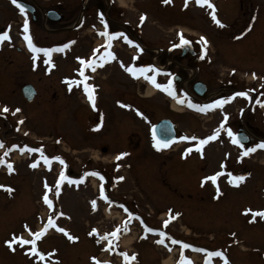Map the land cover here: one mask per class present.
<instances>
[{"label":"rangeland","instance_id":"rangeland-1","mask_svg":"<svg viewBox=\"0 0 264 264\" xmlns=\"http://www.w3.org/2000/svg\"><path fill=\"white\" fill-rule=\"evenodd\" d=\"M51 1L60 2L57 9L64 18L46 22L45 26L55 28L54 32L48 33L42 28L43 32L37 33L33 41L38 47H55L60 51L53 50L49 56L37 53L34 62L23 35L13 33L11 40L0 43V142L5 139L10 143L3 149L7 154L11 153L8 151L11 143L18 145L19 150L24 149V143L29 148L43 146L46 156H61L66 163L62 165L53 160L49 168L39 152L25 149L15 154L16 173H0V185L12 189L9 193L0 191V264H97V261L99 264H177L181 246L172 244L169 237L193 245L184 249V256L192 264H223L222 257L209 255L217 250L225 254L229 264H264V217L253 220L251 213L244 214L245 209L264 210V149L258 148L238 160L239 151L233 149L236 144L226 133V128L233 132L246 129L257 139L254 146L264 142V0H211L223 27L214 23L211 9L198 5L196 0H188L187 7L185 0L168 3L116 0L115 4L132 21L146 14L147 22L142 29L145 43L158 35L174 36L181 29L189 36L207 38V60L200 65L199 72L192 69L194 78L184 80L182 86L173 84L176 97L182 95L181 87L192 92L196 81L206 87L201 99L211 98L205 105L233 96L240 89L248 93L245 99L236 96L223 108L207 112L178 103L176 97L149 82H136L126 67L121 74L115 72L112 79L108 77V81L98 79L101 81L96 92L102 109L96 107L91 112L83 85L74 84L69 90L65 83V77L69 82L79 81L76 75L82 65L74 61L77 57L85 59L87 49L86 39L78 35L84 27L77 33L71 30L76 20L69 23L77 16L79 7L85 21L89 9L80 0H43L41 6ZM7 11L8 3L0 0L1 30L11 21V30L20 33L19 18L8 19ZM127 51L132 50L125 47L122 50L125 66L132 58ZM48 59L51 64L45 62ZM173 71L179 72L174 67ZM100 73L105 75L106 70ZM24 84L35 89L31 102L22 95ZM148 89L151 96L146 97ZM114 94L123 96L124 102L120 105L130 107L121 106L117 110L109 102L112 112L110 109L107 112L105 100L113 101L110 96ZM193 104L203 106L199 102ZM17 108L21 111L15 112ZM224 113L228 114L226 126L220 128L216 139L200 146L203 154L198 150V141L197 150L185 157V146L178 137L212 135ZM164 117L176 125L177 140L169 148L157 149L149 129ZM21 120L23 123H19ZM97 124L101 125L98 129ZM110 135L112 141L107 140ZM117 136L118 146H115ZM191 145L194 143L188 144ZM115 151L128 153L117 163L119 169L110 162ZM36 161L38 166L30 167ZM62 170L73 180H79L91 170L98 171L104 179L95 175L79 183L65 179L57 196L55 185ZM218 172L223 174L216 177L215 183L207 180L202 185V178ZM228 173L245 178L236 186L229 183ZM117 177L124 179L117 180ZM45 182L50 189L49 199L53 201L51 208L42 198ZM101 189L113 202L111 205L102 198ZM61 212L64 215H59ZM49 218L56 225L49 228H64L78 239L70 240L62 232L59 236L47 233L40 238L31 234V239H36L38 252L45 254L43 260L37 253L28 251L31 245L14 244L13 250L5 243L13 234L21 237L23 231L39 232L36 226L42 224L43 228ZM165 220L169 221L167 226ZM125 221L130 231L124 230ZM117 226L120 228L118 239H101ZM145 226L166 232L165 245L157 244L159 233L148 232ZM93 228L97 232L89 235ZM125 250L129 257L136 253L134 261L126 262L119 256ZM50 252L52 256L47 255Z\"/></svg>","mask_w":264,"mask_h":264},{"label":"flooded vegetation","instance_id":"flooded-vegetation-1","mask_svg":"<svg viewBox=\"0 0 264 264\" xmlns=\"http://www.w3.org/2000/svg\"><path fill=\"white\" fill-rule=\"evenodd\" d=\"M8 3V11H7V18L8 19H15L19 18L20 28L21 31L15 32L14 30H11L10 22L7 24L6 29L0 28V33L8 32L9 36L12 38L13 33H16V35H23V22L25 18L29 21V29H30V35L33 38L37 36V33L43 32L42 28H45V32L53 33V28H48L46 25V22L50 23L52 20H50L49 13L55 12V14L62 16V20L64 18V15L60 13L57 9L59 8L60 2L51 1L47 6H41V2L43 0H19L20 3H23L26 7V12L21 13L19 11V8L17 5L12 3V0H5ZM81 5L85 4L86 7H88V13L86 14L85 21H83L84 14H81V19L79 21V14L82 11L81 7H79L77 11V16L75 15L74 18L70 20V23H73L74 20H76L73 27H71L72 31H76L78 33L79 31V37H83L86 39V45L87 49L85 51V60H88L90 58H95L96 61L103 64V66H97L95 68V71H92L91 68H84L85 75L89 77L87 83L91 85H95V91H97L98 85H100L101 80L108 81L107 78L112 79L113 75L118 74L123 71L122 64V50L124 47H126L129 50H132V52L127 51L129 55L131 54V61L128 63L129 65H136V66H146V65H153L155 68L159 69V73H153L151 70H149L148 75H156V79L158 83L161 84H167L168 80L171 79L173 81V84H176L178 86H182L183 81L191 80L195 77L193 68L196 69V73L199 72L200 65L207 60V57L204 54V58H201L202 55V47L199 38L201 35L197 36H189L185 33L182 29L179 31L176 30L174 32V36L168 34L165 36H154L151 38H148L150 42L145 43L144 42V34L142 32L143 25L146 24V20L143 22V24L140 23V16L137 17L136 20L132 21L130 17H126L124 15V10L119 7L118 4H115L116 0H80ZM44 7V8H43ZM101 14H103V20L101 19ZM41 15V17H40ZM15 17V18H14ZM61 20V21H62ZM107 22L108 31L109 32H116V33H123L126 35L131 41H133L135 44L140 46V51L137 47L133 46L132 44L127 43L124 38L116 37L114 39L108 40L107 37L100 35L99 33L103 32L104 29V22ZM84 24V25H83ZM68 29V28H67ZM40 30V31H39ZM178 32H182L184 37L192 41V43L189 46L185 47H176L173 48V44L179 43V36L177 35ZM24 38V35H23ZM110 45V46H109ZM43 45H41L42 47ZM43 46L42 48H44ZM189 48L193 50V53H190ZM19 50V49H18ZM23 50L26 52L25 48ZM108 52H112L115 54V59H111L108 56ZM134 57L136 59H134ZM106 61V62H105ZM173 67L178 69L179 72H174ZM110 70L107 72V70ZM106 74L103 75L100 72L105 71ZM113 70H115L113 72ZM115 74V75H116ZM99 77V78H98ZM76 79V77L74 78ZM77 79H82L80 75H77ZM101 79V80H98ZM136 82H148L144 79L143 76H140V78H134ZM192 87V86H191ZM192 90V88H191ZM244 91V89H240ZM182 95L180 98L184 97L185 100L184 106L189 107L187 101H191L192 103H197L198 99L194 96L192 92L185 91L183 87H181ZM241 92V91H239ZM98 94L95 95V103L96 107L98 109L101 108V104L99 103V97ZM113 101L105 100L106 106L105 110L108 112V109L112 112V106H108L109 102L114 103V107L117 109H120L121 103L124 102V98L121 94H114L110 96ZM239 99H245V97H240ZM136 100V99H135ZM118 101L120 103H118ZM137 101V100H136ZM129 103V101H126ZM87 105L91 108V112L97 110V108H93L91 105V102L87 98ZM135 103V102H133ZM209 103V101L207 102ZM102 109V108H101ZM117 109V110H118ZM166 118V117H164ZM162 119V118H160ZM150 130V129H149ZM239 131H247L246 129H239L236 130L234 133H237ZM151 135V134H150ZM197 137V136H195ZM199 138V137H197ZM112 135L107 138V140H111ZM118 136L116 137V140L114 141V145L118 146ZM151 140L153 141V138L151 136ZM257 139L252 138L251 141L245 144L246 147L254 146ZM112 141V140H111ZM199 139L192 141H182L183 146L185 149L184 155L185 157L190 156L189 151H186L188 149H191V152L196 151V142H198ZM193 142L194 145L188 146L189 143ZM59 144V141L57 142ZM234 150H238L237 158L238 160H241L242 158L247 157L242 156V149L235 145ZM121 152L115 151L112 156L110 162L114 165L117 164L119 161L123 160L121 158L119 161L115 159V157ZM194 155V154H193ZM196 156V155H195ZM235 165V162L234 164ZM215 174H212V176Z\"/></svg>","mask_w":264,"mask_h":264},{"label":"snow or ice","instance_id":"snow-or-ice-1","mask_svg":"<svg viewBox=\"0 0 264 264\" xmlns=\"http://www.w3.org/2000/svg\"><path fill=\"white\" fill-rule=\"evenodd\" d=\"M168 2H169V0H164V3H168ZM187 2H188V0H185V7H187ZM12 3L18 6L19 11L21 13H25L26 12L25 5L23 3H20L19 0H12ZM196 3L198 5H201V6L207 5V7L209 9H211L210 15H211L212 20L214 21V23H216L220 27L224 26L223 23L217 18L215 5L211 2V0H196ZM101 19L103 20V14H101ZM145 19H146V14H141L140 23L143 24ZM103 22H104V29L105 30L103 32L99 33L100 35H103V36L107 37L109 41L111 39L116 38V37H121L122 36L127 43L132 44L133 46L137 47L140 51H142V49H140L139 45L135 44L133 41H131L123 33L109 32L108 31L107 22L106 21H103ZM22 27H23L24 40L27 42L28 48L33 53V61L34 62L37 59V56H36L37 53H43L45 56H49L50 53L53 50H55V51H60L61 50L60 48L51 49V48L38 47L34 43L32 37L30 35L29 21H28L27 18H25ZM177 35L179 36V43L178 44H173L172 45L173 48L189 46L192 43V41H190L189 39L184 37L182 32H178ZM6 39L7 40H11V37L9 36L8 32L6 31V32H3V33H0V43H2ZM199 40H200L201 44L203 45V47H202V55H201V58L203 59L204 58V54H206V46L208 44V41H207V38L203 37V36H201L199 38ZM67 46L68 45H64L63 47H67ZM108 56L111 59H115L116 58L115 54L112 53V52H108ZM77 59L80 61L81 65H82L81 69L78 70L79 71V75H80V77L82 79L79 80V81L71 80V82H69V78L65 77V83H68L69 90H71V87L74 84L77 85V86L82 84L83 85V90L87 94L88 100L91 102L92 107L95 108L96 107V103H95V88H96V86L87 83L89 77L85 75L84 68H91L92 71H95V68L97 66H101L102 67L103 64L98 62V61H96L94 57L90 58L88 60H85V59L80 58V57H77ZM134 59H136V58L134 57ZM45 62L51 64V60L50 59L46 60ZM122 67H126V71L128 73H130L134 78L138 79V78H140V76H143L144 79L147 80L149 83H151L156 89L162 90V91L166 92L168 95L176 97V92H175L174 87H173V81L171 79H169L167 84L165 85V84H161V83L157 82L155 74H153L151 76L148 75L149 70H151L153 73H159L160 70L155 68V66L146 65V66H139L138 67L136 65L125 66V65L122 64ZM232 71L235 72V69H233ZM253 77L255 78V73H253ZM236 96L247 97L248 93L246 91H241V92H238V93H234L233 96H229V97H226V98H220V99H217V100L213 101L210 104L203 105V106L195 105L190 100L187 101V103H188L189 107L198 108L202 112H207L208 110H211V109L223 108L225 103L230 102ZM176 98H177L178 103H185L184 99H181L179 97H176ZM118 103H120V102L118 101ZM121 106L130 107V105H126V104H122ZM14 111L15 112H19L21 110L19 108H17ZM3 112H5V113L8 112L7 106L4 107ZM139 114L143 115L142 113H139ZM227 120H228V114L224 113V118L221 121V123L218 126V128L213 131L212 135H209L206 138H197L195 136L183 135V136L178 137V139L182 140V141H187V140L195 141V140L199 139L198 150H201V155H202L203 153H202V149H200V146L206 145L209 141H212V140L216 139L218 134H219L220 128H223V127L226 126ZM19 123H23V120H21ZM100 127H101L100 124L96 125L97 129L100 128ZM226 133L231 138L232 143L238 145L243 150L242 151V156L249 155L252 152L256 151V149H258V148L259 149H264V142H260V143L256 144L255 146L246 147L245 144L243 143V141L240 139L239 134L238 133H234L231 128H226ZM152 138H153L154 146L157 149L167 148L173 142V140H171V139H167V140L159 139L157 137V135H156L155 130H153ZM0 147H3V142H0ZM18 147H19L18 145H12V147L10 149H8V151H11L12 149L18 148ZM25 149H27L30 152H39L41 154V157L44 159L45 163L49 165V168L51 167L50 162L53 161V160L59 161L62 165H65V163H66L64 161L63 157H61V156H52V157L46 156L44 154L43 146H41L40 148H29L27 145H25L24 149H21V151H24ZM186 151L190 152L191 149H188ZM4 155H7V152ZM127 155H128V153L121 152L115 157V159L117 161H119L121 158H123V157H125ZM38 163H39L38 161L33 162L30 165V167L35 168V167L38 166ZM3 164H7V167L9 169V171L13 170V165L10 162H7L3 157H0V165H3ZM116 167H117V169H119L120 165L117 164ZM221 167H223V165H221ZM222 174L223 173L218 172V173H216L215 175H213L211 177L202 178V185L207 180H211L213 183H215L216 182V177L219 176V175H222ZM89 175L98 176L101 180L104 179V177L101 176V174L98 171L91 170V171L85 172L79 178V180H73V179H71L69 177H66L65 174H64V171L62 170L61 173H60V177L57 180L56 185H55L57 196L59 195V187H60V184H61V182L63 180L68 179L69 183H79V182H82L83 179L85 177L89 176ZM228 176H229V183H232V184H234L236 186H238L239 182L243 181L244 178H245L243 175H235L234 176L232 173H228ZM116 179L117 180H123L124 177H117ZM44 187H45L46 191L43 194L42 198H43L44 203L46 205H48L49 208H51L52 205H53V201L50 200L49 196H48V190H50V189H49V185H48L47 182H45ZM0 188H6V190H8L9 192L12 191V189L10 187H7L5 185H0ZM216 193H217V197H219V195L221 194L218 185H217V188H216ZM101 196H102L103 199L108 201L109 205H111L113 203L111 200H108L107 196H105L103 194V189H101ZM91 203H92V206H93V210H95L96 201L93 200ZM125 211H127V209H125ZM171 212H172V210L169 209V213H171ZM249 213L252 214L253 220L256 217H264V210H259V211H255V212H253L251 209H245L244 210V214H249ZM59 215H64V213L61 212V213H59ZM179 215H180V213H175V216H179ZM174 218L175 217L170 216V219H174ZM129 219H131V217H129ZM168 222H169L168 220L164 221L165 226H167ZM25 227H27V225H25ZM49 227H56V225L54 224L53 219H51V218L48 219L47 223L44 225V227L42 229L39 230V232L32 233L33 237H37V236L43 235L47 231V229ZM145 228H146V231H148V232H158L159 235H160V239L156 240L155 242L157 244L165 245L164 237L168 235L166 232L161 231L160 229L148 228L147 226H145ZM57 230L62 232V233H64L65 235H67L70 240L75 241V240L78 239V237L68 234L67 230L64 229V228L57 227ZM124 230L127 231V226L126 225H125ZM119 231H120V228H119V226H117L116 230H114L111 233H106L104 236L101 237V239H109L110 237L118 238L117 237V232H119ZM96 232H97V230L95 228H93L92 231L89 233V235H92L93 233H96ZM169 239L171 240L172 244H177V245L181 246L180 259L177 261V264H192V262L187 257L184 256V249L193 248V245L188 244V243H186L184 241L177 240V239L172 238V237H169ZM5 243L9 246V248H13L14 244L31 245V247L28 248V251L30 253H37V256H38L39 259H41V260L44 259V255L45 254L38 252V249L36 247V239H23L22 237L13 234L11 239L8 240V241H5ZM13 250H14V248H13ZM169 250H171V249H169ZM194 250L200 251V252H207L206 249H194ZM54 251L55 250H53V252ZM53 252H50L47 255L48 256H52ZM120 255H122L124 257L126 262L130 261V260H134L136 258V253H132L131 257H129L127 252H122V253H120ZM209 255L210 256L222 257L223 258V264H229V261H228L227 257L220 250H217L215 252L209 253ZM92 259L95 260L96 258L93 257ZM97 264H99V261H97Z\"/></svg>","mask_w":264,"mask_h":264},{"label":"water","instance_id":"water-1","mask_svg":"<svg viewBox=\"0 0 264 264\" xmlns=\"http://www.w3.org/2000/svg\"><path fill=\"white\" fill-rule=\"evenodd\" d=\"M48 18L52 21L62 20V16L55 14V12H50ZM189 51L190 53H193V50L190 48H189ZM192 91L196 97H203L206 92V87L202 82L196 81L193 84ZM21 92H22L23 97L28 102H31L35 96V89L30 84L24 85L21 89ZM153 130H155L156 135L159 139L161 140L171 139L174 142L175 135H176V125L173 122H171V120H169L168 118L160 119L159 121H157L151 128L152 133H153ZM238 134H239L240 139L243 141V143H246L249 141L245 133L239 132Z\"/></svg>","mask_w":264,"mask_h":264},{"label":"bare ground","instance_id":"bare-ground-1","mask_svg":"<svg viewBox=\"0 0 264 264\" xmlns=\"http://www.w3.org/2000/svg\"><path fill=\"white\" fill-rule=\"evenodd\" d=\"M149 96H151V93H150V90L148 89V91H147V93H146V97H149ZM176 111H179V109H176V108H174Z\"/></svg>","mask_w":264,"mask_h":264}]
</instances>
